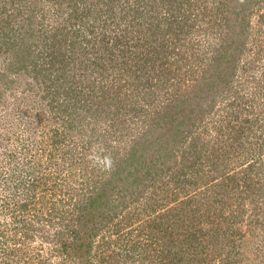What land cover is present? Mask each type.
Here are the masks:
<instances>
[{
	"label": "rangeland",
	"instance_id": "374dc122",
	"mask_svg": "<svg viewBox=\"0 0 264 264\" xmlns=\"http://www.w3.org/2000/svg\"><path fill=\"white\" fill-rule=\"evenodd\" d=\"M0 264H264V0H0Z\"/></svg>",
	"mask_w": 264,
	"mask_h": 264
}]
</instances>
